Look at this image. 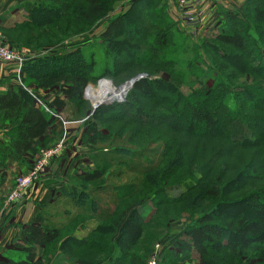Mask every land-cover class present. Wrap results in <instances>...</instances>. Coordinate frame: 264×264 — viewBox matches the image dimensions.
I'll return each mask as SVG.
<instances>
[{
	"label": "trees",
	"instance_id": "obj_1",
	"mask_svg": "<svg viewBox=\"0 0 264 264\" xmlns=\"http://www.w3.org/2000/svg\"><path fill=\"white\" fill-rule=\"evenodd\" d=\"M117 1L120 0H26L23 4L25 18L9 23L3 29L6 41L14 47L28 46L33 50L53 46L62 37L70 35L72 24L82 27L92 24ZM158 3L160 6L155 8ZM167 3L168 0H133L124 12L109 19L101 32L105 54L111 55L119 45L131 43L134 50H125L122 55L116 56L113 65L120 72L125 70L123 74L126 77L139 73L142 77L133 83L128 99L97 107L86 123L83 134L93 145L108 139L112 133L108 122L121 121L123 117L119 114L128 110L127 120L135 122L134 127L138 132L141 128L160 129L167 148L178 155V164L170 165L173 160L168 158L167 151L163 154V165L157 172L163 173V182L169 181L187 164H194L207 177L199 180V176H194V183L184 190L179 189L178 183L165 185L167 187L163 189L166 195L161 200L149 198L152 209L143 202L126 220H123L125 209L132 203L128 201L131 198L134 203L141 200L144 190L141 183L136 186L133 180L119 185L118 202L113 211L102 219H107V223L97 226L89 234L101 236L78 240L73 246L102 253V238L106 239L120 225V237L117 238L119 252L115 254V264H146L148 251L140 243L145 234V224L151 218L149 215H163V209L176 215L177 211L164 207L178 204L183 209L189 206L197 209L207 198L214 200L221 196L223 199L228 197V200L218 204L217 208L208 205L192 224L186 226L183 237L169 251V263L240 264L247 256L246 264H264V0L245 1V15L233 17L232 26L213 36L211 48L207 45V52L214 56L212 60L206 58L207 61L194 57L180 60L177 54L183 52L187 40L171 21ZM133 24L138 34L131 32L122 43L119 39L132 29ZM44 37H49L51 41L43 40ZM169 45L174 50H170ZM128 54L132 57L129 58ZM179 62H185L184 65L190 70H178L176 65ZM96 64L94 53L85 52L79 46L46 54L40 52L22 64L20 82L0 88V165L10 156L17 164L29 167L25 172L32 168L36 152L50 145L48 136L54 119L51 113L62 112L68 102L81 100L83 91L87 93L91 87L86 85L92 80ZM161 68L165 69L168 77L151 78L158 75ZM226 68L229 69L228 74L223 72ZM237 77H245L244 80H250L251 84L245 82L238 86L239 89H233L230 81ZM4 78L0 77V87L7 84ZM186 78L191 89L189 97H184L170 83L174 79L183 83ZM49 89L50 96L45 92ZM91 93L92 88L89 97ZM92 94L95 99L96 93ZM237 119L249 127V136L242 139L233 137V124ZM161 121L164 125L159 124ZM116 131V138L124 134V129L118 128ZM177 132L186 138L198 136L210 139L217 135L231 148L255 151L251 162L233 175L235 178L227 180L230 184H239L240 189H244L242 192L248 183L254 186L241 196L239 201L243 200L241 203L244 206L237 213L225 209L233 203L228 201L235 191L227 189L226 181L220 184L222 175H230L226 164L220 167L214 155L204 156L200 153L201 146L192 162L186 161V155L181 149H174L170 141L171 134ZM120 162L126 163L125 160ZM130 168L133 169L131 165ZM148 169L151 168L139 169V172L145 173ZM81 171L76 173L84 184L99 181L105 172L95 163H87ZM218 186H222L225 193ZM168 188L173 190L171 195L165 192ZM154 189L150 185V190ZM0 201L2 204L4 198H0ZM42 221L43 218L36 215L31 223L22 227L19 256L1 254L0 264H45L43 256L37 255L36 249L55 243L60 231L43 225ZM70 249L72 251L73 247ZM237 255L239 260L236 262ZM79 261L84 262L81 258Z\"/></svg>",
	"mask_w": 264,
	"mask_h": 264
},
{
	"label": "rangeland",
	"instance_id": "obj_2",
	"mask_svg": "<svg viewBox=\"0 0 264 264\" xmlns=\"http://www.w3.org/2000/svg\"><path fill=\"white\" fill-rule=\"evenodd\" d=\"M132 1L133 0L117 1L104 16L98 18L88 26L82 27L72 24L74 26L69 36L62 37L61 41L53 46L38 50H33V48L28 46L14 47L12 44L8 43L3 29L7 27L9 23L0 20V43L14 49L24 57H31L40 52L46 54L50 51L57 52L67 50L77 46L81 47L85 52L92 51L97 64L93 69L92 80L86 87L91 86L89 90L92 88V93L94 92L95 94L100 81H105L113 90L132 78L129 76L126 77V75L123 74L125 70L120 72L121 70L116 65H113V59L116 56L119 57L122 55L125 50H134V48L130 46L132 45L131 43L127 42V44L116 47V50H114L111 55H106L104 50L105 47L101 40V32L109 19L124 12ZM168 1V14L171 17V21L187 40L184 44L186 46L183 52L177 54L180 60H187L188 57H194V59L201 61H207L206 58L212 60L214 56L210 51L207 52L206 48H208L207 45L210 48L213 46V36L227 29L229 26H232L233 17H243L245 15L244 3L246 0H192L185 4L180 10L177 8L175 0ZM159 6L158 3L155 8ZM57 24L60 26L63 25V23ZM74 29H77V31L74 32ZM36 32L39 31L36 30ZM131 32H135V24H133L132 29H130L128 33L126 32L127 34L119 40L124 43L128 34ZM135 33L138 34L137 32ZM43 40H50V38L44 37ZM169 49L174 50L170 45ZM219 50H224V48H220ZM225 50L229 51L227 48H225ZM127 56L129 58L132 57L130 54ZM124 58H127L126 55ZM184 63L185 62H179L176 68L181 71L190 70ZM21 68L18 69L16 64L0 61V73L4 74V80H7V84H5L4 87L20 82L19 78L20 74H22ZM108 68L110 72L107 74ZM228 70V68L223 69V72L228 74ZM111 71L114 74H112ZM165 72V69L161 68L158 75H152L151 78L159 76L168 77ZM122 75H124L125 78H123ZM244 78L245 77H237L235 80H231L230 82H232L231 86L234 87L233 89H239L240 87L238 86L243 85L245 82L251 84L250 80H244ZM188 82L189 80L186 78L183 83L178 82L177 79H174L170 83H172L175 88L177 87L178 91L182 92L184 97H189L191 89ZM173 86L172 89L174 88ZM39 92L43 94L41 91ZM45 92L48 96L51 95V89ZM92 93L89 97L87 91L86 94L89 98H86L83 96V91L81 100L74 103L68 102L62 112L51 113L54 119L53 126L48 136L50 139L48 142L50 145H48L52 146L61 140L63 144L61 153L49 162L44 172L41 174L40 180L28 188L18 202L5 207L4 203L2 202L1 204L0 201V255L19 256L20 249L22 248L20 242L22 227L31 223L36 215H39L43 218V225H47L53 229L57 228L60 231V237L55 243L43 248L37 247L36 249L37 255L43 256L45 264H115L114 257L115 254L119 252L117 238L120 237V225L113 232L109 233L106 239L102 238V246L104 247L102 253L91 249H76L73 245L78 240L84 241L87 238L97 239L101 236L99 234L90 236L89 234L93 232L94 229L96 230L97 226H101L102 223H107V219L105 221H102V219L104 215L113 211L118 202L117 187L119 185L133 180L136 182V186L141 183L144 190L140 197L142 198L141 200L138 202L135 201L136 203H134L133 198H131L128 201L132 203L125 209L123 220H126L134 213L135 208L143 202L147 204V207L152 209L153 207L149 198L161 200L163 196L166 195L164 193L165 189H163L165 185L178 183L179 189L184 190L194 183V176H199V180L207 177V174L204 175L202 171L196 169L194 164H187V166L182 167L180 171L175 173L169 181L163 182V173H157L163 165V154L167 151L168 158L173 160H170V162L172 161L170 165L178 164V155L167 148L165 138L159 133L160 129L156 127H153V129L141 128V131L138 132L134 127L135 122L131 123V121L127 120L129 116L128 110H124L122 114H119L123 117L121 121L108 122L109 130L112 131L108 139L98 141L95 145L89 143L88 137L83 134L86 123L93 117L96 108L104 105L101 104L93 108L97 103L95 99H93ZM128 95L129 91L124 96V100L128 99ZM40 102L42 101L40 100ZM155 109L156 107L153 110ZM159 124L164 125L163 121ZM118 128L124 129V134H122L120 138H116L115 135ZM232 135L236 139H242L250 135V129L244 125L240 119H237L233 124ZM170 141L174 149L182 150L183 154L186 155V161L190 160L192 162L201 146L200 153L204 156L205 154L208 157L214 155L220 167L226 164V170H229L230 175H226V173L222 175L223 177L221 176L220 178V184L226 181L227 189L230 188L235 191H233V195L231 198L229 197L230 200L228 201L233 203H231V205L228 204L225 209L227 212L237 213L240 207L244 206V204L241 203L243 200H239L241 196L244 195L243 193L245 191L248 192L254 187L253 184L248 183L247 188L242 192L241 190L244 189H240L239 184H230L227 180L229 178H235L236 176L233 175L238 174L239 170L244 169L245 165L251 162L250 158L253 157L254 150L231 148L222 137L217 135L210 139H201L198 136L195 138H186L182 133L177 132L171 134ZM42 148L36 152L34 158H37ZM122 160H125L126 163L120 162ZM87 163L91 165L95 163V165L97 164L99 167L103 168L105 171L103 178L90 184L82 183L80 179H78L76 172H82L81 170H84ZM18 165L21 166L22 169H18L15 172L13 180L16 176L26 173L25 171L29 168L23 166L22 163ZM129 165L136 170L129 169ZM145 168L151 169H148V172L142 173ZM139 169L142 171L139 172ZM41 181H43L42 183H49L51 190L48 191L49 195L45 193L39 198V201L42 203L39 201L34 202L33 192ZM180 181L181 183H179ZM150 185L154 186L156 189L150 190ZM218 187L225 193L222 186ZM8 191V189L5 190L2 195L3 197L1 196L0 198L3 199ZM165 192L171 195L173 190L168 188ZM30 200L31 205L27 204L23 210L24 213L22 212L23 214L18 216L16 214L17 206H20L21 202H29ZM227 200L228 197L223 199L221 196L214 200L207 198L204 204H200L197 209H195L194 206L183 209L178 204L164 207L177 211L176 215H171V211L165 209H163V215L158 213L149 215V210L146 216L149 215L148 217L151 216V218L145 224V234L140 243L142 248L148 251L146 254V264H172L169 263L171 260L169 251L176 246L177 241L183 237L186 226L192 224L195 217L199 216L202 213L201 211H205L208 205L217 208ZM32 205L37 206L38 210L33 217L29 216L26 221L28 214L31 212ZM18 209L20 210L21 208L19 207ZM12 214H16V217H13ZM18 218L19 220H17ZM22 221H24V223H22ZM73 239H75V241ZM72 247L73 250L71 251L70 248ZM108 255H112V257ZM79 258L84 262L80 263ZM235 259L237 262L239 260V255L235 256ZM246 259L247 256H244V260H242L240 264H246ZM229 264L235 263L231 262Z\"/></svg>",
	"mask_w": 264,
	"mask_h": 264
},
{
	"label": "built area",
	"instance_id": "obj_3",
	"mask_svg": "<svg viewBox=\"0 0 264 264\" xmlns=\"http://www.w3.org/2000/svg\"><path fill=\"white\" fill-rule=\"evenodd\" d=\"M192 0H176V6L180 10L185 4ZM30 57H24L19 52L8 47L5 44L0 43V61L4 63L16 64L18 69L22 67V64ZM63 149L62 141L60 140L56 144L42 148L35 160L34 165L26 173L18 175L14 178V183L9 191L4 195V206L8 207L18 202L26 190L30 188L35 182L40 180L41 174L44 172L49 162L61 153Z\"/></svg>",
	"mask_w": 264,
	"mask_h": 264
},
{
	"label": "crops",
	"instance_id": "obj_4",
	"mask_svg": "<svg viewBox=\"0 0 264 264\" xmlns=\"http://www.w3.org/2000/svg\"><path fill=\"white\" fill-rule=\"evenodd\" d=\"M26 2V0H0V20L6 21L7 23L15 22V21H21L25 18V11L23 9V4ZM4 76V74L0 73V77ZM5 86V85H4ZM4 86H1L0 88L3 89ZM1 137V134H0ZM19 169V165L17 162L10 156L6 157L4 163L0 165V197L3 195V192L5 190H9L13 185V176L15 172ZM38 184L36 190L33 192L34 202L39 201V198L44 195L45 193L49 195V192L51 190V187L49 183H42ZM3 197V196H2ZM31 200L29 202H21L20 206H17V212L16 214L20 216L24 213V208L27 204H30ZM40 202V201H39ZM42 203V202H40ZM44 204V203H43ZM31 205V204H30ZM21 208L20 210L18 208ZM38 207L37 206H31V212L28 214L26 221L28 220L29 216L33 217L35 213L37 212ZM23 212V213H22ZM15 214V215H16ZM14 214H12L13 217H16ZM19 220V218L17 219ZM16 220V221H17ZM25 220V219H22ZM25 221V222H26ZM24 223V221H22Z\"/></svg>",
	"mask_w": 264,
	"mask_h": 264
},
{
	"label": "bare ground",
	"instance_id": "obj_5",
	"mask_svg": "<svg viewBox=\"0 0 264 264\" xmlns=\"http://www.w3.org/2000/svg\"><path fill=\"white\" fill-rule=\"evenodd\" d=\"M121 86V85H120ZM118 86L117 88L112 90V87L105 81H100L98 84V89L96 91V103L98 104L99 101L106 100L112 96H118L121 95L122 93H125L124 91H121L120 88L123 86ZM115 90V91H114ZM89 91L88 90V96H89ZM122 97V95H121ZM95 104L93 108L97 105Z\"/></svg>",
	"mask_w": 264,
	"mask_h": 264
},
{
	"label": "water",
	"instance_id": "obj_6",
	"mask_svg": "<svg viewBox=\"0 0 264 264\" xmlns=\"http://www.w3.org/2000/svg\"><path fill=\"white\" fill-rule=\"evenodd\" d=\"M140 77H142V75H140V74L136 75V76L132 77L131 79H129L128 81L120 84L121 86H123V87L120 86L121 87L120 90L125 92V93L121 94L122 97L119 94H118V96H112V97H110V98H108L106 100L99 101L96 106L101 105V104H111L113 102H121V101H123L124 100V96L129 91V89L132 87L133 83ZM83 96L86 97V98H89L87 96V94L85 93V91H84Z\"/></svg>",
	"mask_w": 264,
	"mask_h": 264
}]
</instances>
